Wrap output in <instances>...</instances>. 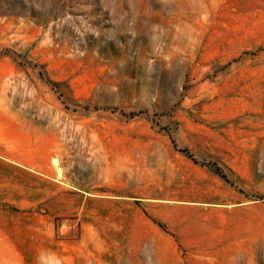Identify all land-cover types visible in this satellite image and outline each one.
I'll return each mask as SVG.
<instances>
[{
    "label": "rangeland",
    "instance_id": "1",
    "mask_svg": "<svg viewBox=\"0 0 264 264\" xmlns=\"http://www.w3.org/2000/svg\"><path fill=\"white\" fill-rule=\"evenodd\" d=\"M225 73L264 90V0H0V264H264L263 170L233 197L215 163L213 203L142 207L84 158L95 112L191 103Z\"/></svg>",
    "mask_w": 264,
    "mask_h": 264
},
{
    "label": "crops",
    "instance_id": "2",
    "mask_svg": "<svg viewBox=\"0 0 264 264\" xmlns=\"http://www.w3.org/2000/svg\"><path fill=\"white\" fill-rule=\"evenodd\" d=\"M187 61L184 81L201 75L202 69L193 67L201 63ZM233 76L225 73L197 83L185 96V102L191 103L152 105L133 117L95 112L90 119L93 126L82 134L90 147V156L84 158L99 162L98 170H113L98 174V182L124 185L109 190L129 193L128 199L138 206L185 209L213 203L203 197L216 196L217 190L205 188L210 183L203 182L201 174L216 163L234 181H227L231 196L238 195L241 190L233 186L247 184L240 180L242 176L255 178L264 171V90L249 92ZM206 86L208 95L200 98ZM199 99L205 103H196ZM3 232L1 214L0 236Z\"/></svg>",
    "mask_w": 264,
    "mask_h": 264
},
{
    "label": "trees",
    "instance_id": "3",
    "mask_svg": "<svg viewBox=\"0 0 264 264\" xmlns=\"http://www.w3.org/2000/svg\"><path fill=\"white\" fill-rule=\"evenodd\" d=\"M135 113H131V115H134ZM218 170L221 172V176L228 182H230V180L228 179L227 175L221 170V168L218 167Z\"/></svg>",
    "mask_w": 264,
    "mask_h": 264
}]
</instances>
